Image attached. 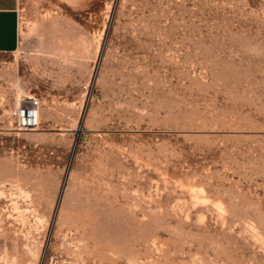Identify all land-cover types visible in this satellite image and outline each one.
<instances>
[{
  "label": "rangeland",
  "instance_id": "rangeland-1",
  "mask_svg": "<svg viewBox=\"0 0 264 264\" xmlns=\"http://www.w3.org/2000/svg\"><path fill=\"white\" fill-rule=\"evenodd\" d=\"M0 53V264H264V0H18ZM40 98V126L13 111Z\"/></svg>",
  "mask_w": 264,
  "mask_h": 264
},
{
  "label": "crops",
  "instance_id": "crops-1",
  "mask_svg": "<svg viewBox=\"0 0 264 264\" xmlns=\"http://www.w3.org/2000/svg\"><path fill=\"white\" fill-rule=\"evenodd\" d=\"M18 0H0V53L13 51L18 41Z\"/></svg>",
  "mask_w": 264,
  "mask_h": 264
},
{
  "label": "built area",
  "instance_id": "built-area-1",
  "mask_svg": "<svg viewBox=\"0 0 264 264\" xmlns=\"http://www.w3.org/2000/svg\"><path fill=\"white\" fill-rule=\"evenodd\" d=\"M41 101L37 96H28L13 111L16 130H34L40 126Z\"/></svg>",
  "mask_w": 264,
  "mask_h": 264
}]
</instances>
